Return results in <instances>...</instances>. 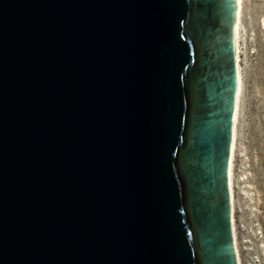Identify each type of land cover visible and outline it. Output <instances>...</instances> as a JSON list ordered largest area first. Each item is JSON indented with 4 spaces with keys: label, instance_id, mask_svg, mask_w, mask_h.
Returning <instances> with one entry per match:
<instances>
[{
    "label": "water",
    "instance_id": "obj_1",
    "mask_svg": "<svg viewBox=\"0 0 264 264\" xmlns=\"http://www.w3.org/2000/svg\"><path fill=\"white\" fill-rule=\"evenodd\" d=\"M237 0H0V264H237Z\"/></svg>",
    "mask_w": 264,
    "mask_h": 264
},
{
    "label": "rangeland",
    "instance_id": "obj_2",
    "mask_svg": "<svg viewBox=\"0 0 264 264\" xmlns=\"http://www.w3.org/2000/svg\"><path fill=\"white\" fill-rule=\"evenodd\" d=\"M264 0H243L242 91L233 161L241 264H264Z\"/></svg>",
    "mask_w": 264,
    "mask_h": 264
},
{
    "label": "bare ground",
    "instance_id": "obj_3",
    "mask_svg": "<svg viewBox=\"0 0 264 264\" xmlns=\"http://www.w3.org/2000/svg\"><path fill=\"white\" fill-rule=\"evenodd\" d=\"M242 8H243V0H237V11H236V22H235V37H236V64H237V73H238V89L236 96V104L234 110L233 117V126H232V143H231V152H230V163H229V188H230V207H231V226H232V234L234 240V249L236 254L237 264H241L237 241H236V232L234 227V192H233V161L234 154L236 148V140L238 134V116H239V106H240V97L242 91V62H241V37H242ZM263 25H264V19Z\"/></svg>",
    "mask_w": 264,
    "mask_h": 264
}]
</instances>
